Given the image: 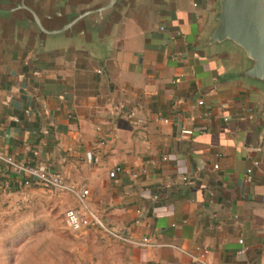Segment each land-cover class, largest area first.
<instances>
[{
    "label": "crops",
    "instance_id": "0c3cea01",
    "mask_svg": "<svg viewBox=\"0 0 264 264\" xmlns=\"http://www.w3.org/2000/svg\"><path fill=\"white\" fill-rule=\"evenodd\" d=\"M213 14L214 0H123L104 35L43 48L0 30V155L87 191L84 204L60 192L63 211L160 245L64 222L70 246L45 222L31 264L187 263L203 249L204 264H264V91L237 78L235 49L199 48ZM35 195L0 162V216Z\"/></svg>",
    "mask_w": 264,
    "mask_h": 264
},
{
    "label": "water",
    "instance_id": "95a60500",
    "mask_svg": "<svg viewBox=\"0 0 264 264\" xmlns=\"http://www.w3.org/2000/svg\"><path fill=\"white\" fill-rule=\"evenodd\" d=\"M123 0H0V30L18 29L38 48L49 42L102 36ZM231 47L244 65L237 78L264 91V0H214L203 51Z\"/></svg>",
    "mask_w": 264,
    "mask_h": 264
},
{
    "label": "rangeland",
    "instance_id": "374dc122",
    "mask_svg": "<svg viewBox=\"0 0 264 264\" xmlns=\"http://www.w3.org/2000/svg\"><path fill=\"white\" fill-rule=\"evenodd\" d=\"M30 189L37 195L13 200L9 204L11 209L0 216V264H31L26 241L29 236L42 233L45 222L49 226L46 228L49 234L53 237L66 236L69 245L72 244V233L64 225L65 211L59 203L61 193L38 186ZM50 196H53L52 199H48ZM31 204L35 205L29 206Z\"/></svg>",
    "mask_w": 264,
    "mask_h": 264
},
{
    "label": "built area",
    "instance_id": "2783aa9c",
    "mask_svg": "<svg viewBox=\"0 0 264 264\" xmlns=\"http://www.w3.org/2000/svg\"><path fill=\"white\" fill-rule=\"evenodd\" d=\"M202 105V102L198 103ZM182 135L189 136L192 134L190 130H182ZM0 162H3L8 168L12 170L13 173L22 177L23 186L26 188L38 186L46 189L59 191V192H67L73 195L77 200L84 204V198L87 195L86 190L77 191L74 187L69 186L63 180L61 174L56 172H51L45 165L37 164L31 165L23 162H17L11 158H6L0 155ZM217 168V166H214ZM118 169H114L109 172V178H114ZM250 173V171H248ZM64 222L66 227L76 234L86 233V231L90 229H98L104 234H107L115 239H118L125 243H130L136 247H160L159 244L152 242L148 238H142L140 240H128L127 238L121 236L120 234H116L109 230L98 218L94 216L90 211L85 210V213H81L77 210H67L64 213ZM240 243H242L240 241ZM168 247L173 248L175 250H180L178 247L173 245H168ZM208 253L206 249L202 250V255L200 257H195L189 255L190 261L187 263L181 262H167L165 264H204V256Z\"/></svg>",
    "mask_w": 264,
    "mask_h": 264
}]
</instances>
